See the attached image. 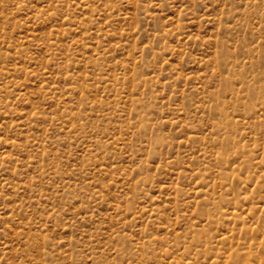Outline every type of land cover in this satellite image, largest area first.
Here are the masks:
<instances>
[{
    "label": "rangeland",
    "instance_id": "374dc122",
    "mask_svg": "<svg viewBox=\"0 0 264 264\" xmlns=\"http://www.w3.org/2000/svg\"><path fill=\"white\" fill-rule=\"evenodd\" d=\"M262 215L264 0H0V264H264Z\"/></svg>",
    "mask_w": 264,
    "mask_h": 264
},
{
    "label": "bare ground",
    "instance_id": "6f19581e",
    "mask_svg": "<svg viewBox=\"0 0 264 264\" xmlns=\"http://www.w3.org/2000/svg\"><path fill=\"white\" fill-rule=\"evenodd\" d=\"M260 221L261 222H264V215H262V216L259 217L258 224L260 223ZM262 225H263V227L260 228V226H259V228L264 233V223Z\"/></svg>",
    "mask_w": 264,
    "mask_h": 264
}]
</instances>
